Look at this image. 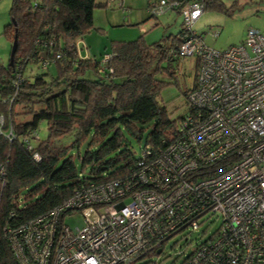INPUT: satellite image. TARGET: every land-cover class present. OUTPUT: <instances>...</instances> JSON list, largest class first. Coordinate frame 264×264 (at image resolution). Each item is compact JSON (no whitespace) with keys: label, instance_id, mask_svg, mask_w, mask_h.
<instances>
[{"label":"built area","instance_id":"obj_1","mask_svg":"<svg viewBox=\"0 0 264 264\" xmlns=\"http://www.w3.org/2000/svg\"><path fill=\"white\" fill-rule=\"evenodd\" d=\"M148 5L154 17L182 16L174 55L196 62L185 98L192 113L162 151L141 152L129 177L82 187L7 231L17 264H131L205 216L219 220L216 232L181 264H264V32L249 28L240 44L215 50L192 29L205 0ZM75 48L86 51L81 39ZM113 55L98 60L100 71ZM3 123L0 115V133ZM74 213L81 227L65 224Z\"/></svg>","mask_w":264,"mask_h":264},{"label":"trees","instance_id":"obj_2","mask_svg":"<svg viewBox=\"0 0 264 264\" xmlns=\"http://www.w3.org/2000/svg\"><path fill=\"white\" fill-rule=\"evenodd\" d=\"M108 2L11 1L10 22L3 33L11 44L16 41V48L12 65L0 63V115L4 120L0 133V264H17L7 231L46 216L82 187L129 177L137 169L141 152L147 147L153 154L162 151L185 116L192 113L185 98L194 81L184 92L186 112L182 116L171 119L157 98L163 82L155 75L183 59L174 55L181 29L150 44L141 37L112 42L114 57L101 71L98 61L77 53L76 40L93 26L94 11L106 8ZM207 8L226 10L220 0H205L204 11ZM86 73L94 78L85 77ZM42 121L48 137L39 142L37 128ZM149 124L142 150L134 157L125 134L140 141ZM66 136H72L70 144L61 145ZM84 143L86 148L79 154ZM69 148L77 149L78 166ZM36 182L28 197L34 193L38 198L22 206L21 200L28 198H20L19 192ZM193 232L185 228L167 240ZM167 240L151 255L160 254Z\"/></svg>","mask_w":264,"mask_h":264},{"label":"rangeland","instance_id":"obj_3","mask_svg":"<svg viewBox=\"0 0 264 264\" xmlns=\"http://www.w3.org/2000/svg\"><path fill=\"white\" fill-rule=\"evenodd\" d=\"M11 1L0 0V63L3 65L8 64L11 50V42L3 33L4 26L10 22ZM103 1L106 3L107 0ZM220 1L227 12L207 8L192 25V29L196 34L201 35L205 45L215 50H224L229 46L240 44L249 28L264 32V0ZM148 4L149 0H109L106 8L96 9L93 13V26L82 37L86 51L82 49L80 56L86 54L88 59L98 61L105 54L112 52V42L135 41L141 37L145 43L150 44L157 42L164 35L178 34L182 24L181 14L170 11L157 18L150 17ZM80 39L78 38L75 44H78ZM162 65L167 68L165 63ZM194 67V57H185L173 61L162 74L155 75L159 81L163 82V87L157 97L158 101L166 108L171 119L182 116L186 112L184 92L192 87ZM50 72L53 74V68H50ZM85 77L94 78V75L86 73ZM150 129L151 124L144 127L140 141L125 134L128 148L134 157L139 156L144 138ZM37 134L39 142L47 139L48 131L44 121L39 123ZM71 140L72 136H66L60 140V143L68 145ZM86 144L79 147V154L84 152ZM68 153L73 156L78 166L77 149L69 148ZM37 184L38 182L31 183L25 189H21L20 198H28L21 200L22 206L38 198L39 194L34 193L28 197V193ZM82 223V218L78 213L65 217V224L70 228L81 227ZM218 224L219 220L214 216H205L199 221L197 230L190 235L188 233L177 234L164 243L160 254L145 256L131 264H181L183 256L192 251L195 242L200 243L206 240L217 229ZM186 240L190 241L188 246ZM181 250L184 251L183 255L179 254Z\"/></svg>","mask_w":264,"mask_h":264},{"label":"water","instance_id":"obj_4","mask_svg":"<svg viewBox=\"0 0 264 264\" xmlns=\"http://www.w3.org/2000/svg\"><path fill=\"white\" fill-rule=\"evenodd\" d=\"M15 48H16V41L14 40L11 44L10 56H9V61H8L9 65H12ZM157 253H159V251Z\"/></svg>","mask_w":264,"mask_h":264},{"label":"crops","instance_id":"obj_5","mask_svg":"<svg viewBox=\"0 0 264 264\" xmlns=\"http://www.w3.org/2000/svg\"><path fill=\"white\" fill-rule=\"evenodd\" d=\"M81 41L84 43L83 39L81 38Z\"/></svg>","mask_w":264,"mask_h":264}]
</instances>
